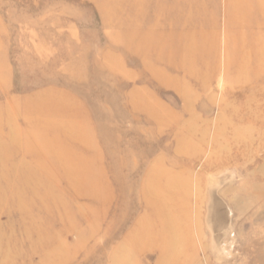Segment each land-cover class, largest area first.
<instances>
[{"label":"rangeland","instance_id":"1","mask_svg":"<svg viewBox=\"0 0 264 264\" xmlns=\"http://www.w3.org/2000/svg\"><path fill=\"white\" fill-rule=\"evenodd\" d=\"M157 10L191 19L179 68L121 41ZM263 24L264 0H0V177L47 183L0 204V264H156L153 180L185 214L177 264H264Z\"/></svg>","mask_w":264,"mask_h":264},{"label":"bare ground","instance_id":"2","mask_svg":"<svg viewBox=\"0 0 264 264\" xmlns=\"http://www.w3.org/2000/svg\"><path fill=\"white\" fill-rule=\"evenodd\" d=\"M178 10L181 11L180 15H182V12H184V10L182 11V9L180 8H178ZM157 11L158 13L156 12L154 14V17L148 18L147 20H143L140 13L132 14L131 17L133 18V21L131 22L133 24L135 23V32H124L120 37L121 41L126 46L128 44L133 45V48H135L137 52L139 51L140 53H143V57L148 58V60L149 58L154 56L152 57V61H156L155 63H161L160 65H164L165 67H168V65H172L175 68H179L184 64L186 58L185 55H192L189 49H187L184 44L186 40H189V38H184L183 35L179 33L185 27H188V24L191 23V19L186 18L185 21V18H181L180 15L179 19L178 16H176V12H170L165 15L167 17L166 19L165 17H162V15L164 14L162 10ZM122 13L123 15L125 14L124 12ZM160 15L163 19L160 18ZM128 19L130 21V16L128 17ZM187 19H189L190 21ZM124 22L125 24H127L128 20L125 21V19H123L122 24H124ZM169 22L171 23V27L169 28L170 31H167L166 33L164 31L158 34L155 33V29H158L160 27L164 29L166 24H168ZM142 31H146L147 33L143 34ZM169 33L171 34V36H174L172 37V39H170L171 36L169 35ZM166 37L170 39V41H167L168 39H166ZM255 52L257 56L260 57V59H262V57L264 58V45L259 47L258 50H254V54ZM227 60V68L229 67L227 70L228 73H226L227 76L233 72H241L242 70H244L243 68H246L244 55L242 56L240 63L237 64H232L233 59L231 60V58ZM254 73L257 74V70H255ZM69 176L70 175L65 176L68 177L66 179V182H68L69 186L71 185L70 187H72V185H74L76 181L74 180V177ZM148 177H150V175ZM13 182L21 183L23 188H9V186H11L10 184H13ZM33 184L36 187H40L42 185L44 187L43 189L47 187V183L44 181V179H40L36 175L27 174L22 177L16 178H11L10 176L0 177V204L6 201L7 203L16 205L21 209H32L33 207H35L34 204H36V201L39 198L37 196L39 187L36 190H33ZM173 188V184L171 183H167L166 186H162L159 180H153L150 186L149 184H146L144 187H142V193L144 198L146 199V203L150 212L149 216L153 221V226L145 229L142 232L144 233L142 234V237H144L145 241L153 239V248L159 254V260L156 264H177V261L184 257L183 251L186 250L187 247L186 244L188 242V236H185V238L182 237V233H186L187 231L186 228H184V226L182 225L185 214L181 210L175 211L174 207L177 204L176 201L178 200V197L176 196ZM48 192L49 194H47V198L43 196L44 198L39 199V203L41 204V206L45 205V200H48L50 198V189L48 190ZM8 193L14 194V199L13 197H9ZM182 202L184 203L183 200ZM1 214L2 213L0 210V215ZM31 217V215L25 214L24 211L19 220H21L20 222L24 224V220ZM136 236H132V234H129L127 238V240L130 241V244L135 247L140 241V236ZM42 242L44 241L41 240L40 243ZM179 249L183 250L182 253H179ZM129 262V254L122 251L121 248L118 249L116 254L110 258V264H129Z\"/></svg>","mask_w":264,"mask_h":264}]
</instances>
